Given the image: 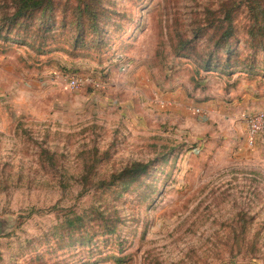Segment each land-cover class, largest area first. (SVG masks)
<instances>
[{
    "label": "rangeland",
    "instance_id": "1",
    "mask_svg": "<svg viewBox=\"0 0 264 264\" xmlns=\"http://www.w3.org/2000/svg\"><path fill=\"white\" fill-rule=\"evenodd\" d=\"M39 1L0 0V264H264V0Z\"/></svg>",
    "mask_w": 264,
    "mask_h": 264
},
{
    "label": "trees",
    "instance_id": "2",
    "mask_svg": "<svg viewBox=\"0 0 264 264\" xmlns=\"http://www.w3.org/2000/svg\"><path fill=\"white\" fill-rule=\"evenodd\" d=\"M43 2V0H40L38 3L41 4ZM19 3L21 5H18L15 11V17H20V16H25L28 14V0H19ZM34 6H38V5H34ZM41 7V6H39ZM233 18L230 17L229 14H227L226 16V20H225V27L223 28V31L220 33V35L218 37H216V42H215V49L213 50L214 52H216V55L221 54L222 52L225 54V59L223 61V63H219L214 57H213V53H208V55L205 58H202V66H205V70L206 71H212V70H216L219 67H226V68H231L233 67L231 64L232 62L230 61V55L233 52V49H231L229 47V40L231 39V37H233L234 33H235V26L233 24ZM256 24H258V26L260 27L259 30H261V32H264V22L260 21V20H256ZM253 30L252 28H250L248 30V33H250L252 36L253 35ZM252 67H250L251 69ZM146 168H147V164L144 163H140V162H135L133 163L128 169H125L123 172H121V175H126L128 177V180L126 181L127 184L135 181L141 174L146 172ZM74 221L69 220L68 224L73 225Z\"/></svg>",
    "mask_w": 264,
    "mask_h": 264
},
{
    "label": "built area",
    "instance_id": "3",
    "mask_svg": "<svg viewBox=\"0 0 264 264\" xmlns=\"http://www.w3.org/2000/svg\"><path fill=\"white\" fill-rule=\"evenodd\" d=\"M128 65V62H123L122 69L124 70ZM84 79L82 77H79L78 75H71L68 78V84L72 89H75L81 87L84 84ZM90 85L93 88H101L104 86V83L98 80L96 81L94 79H91ZM245 121L246 142L249 146H253L264 131V110H257L248 113L245 116Z\"/></svg>",
    "mask_w": 264,
    "mask_h": 264
},
{
    "label": "crops",
    "instance_id": "4",
    "mask_svg": "<svg viewBox=\"0 0 264 264\" xmlns=\"http://www.w3.org/2000/svg\"><path fill=\"white\" fill-rule=\"evenodd\" d=\"M161 98L163 99V103H162V108L164 109H170L173 111V113H179V107H177L179 105V102H173L171 104L170 99L167 98L165 95L164 97L161 96ZM211 108H209L208 106L202 107V106H197V114L200 116L199 118L203 120H206L211 113Z\"/></svg>",
    "mask_w": 264,
    "mask_h": 264
},
{
    "label": "water",
    "instance_id": "5",
    "mask_svg": "<svg viewBox=\"0 0 264 264\" xmlns=\"http://www.w3.org/2000/svg\"><path fill=\"white\" fill-rule=\"evenodd\" d=\"M0 233H1V229H0Z\"/></svg>",
    "mask_w": 264,
    "mask_h": 264
}]
</instances>
